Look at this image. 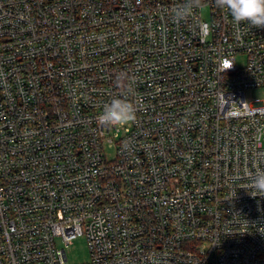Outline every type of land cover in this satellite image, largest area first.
<instances>
[{
    "label": "built area",
    "instance_id": "built-area-1",
    "mask_svg": "<svg viewBox=\"0 0 264 264\" xmlns=\"http://www.w3.org/2000/svg\"><path fill=\"white\" fill-rule=\"evenodd\" d=\"M183 2L0 0V264H264V29Z\"/></svg>",
    "mask_w": 264,
    "mask_h": 264
},
{
    "label": "clouds",
    "instance_id": "clouds-1",
    "mask_svg": "<svg viewBox=\"0 0 264 264\" xmlns=\"http://www.w3.org/2000/svg\"><path fill=\"white\" fill-rule=\"evenodd\" d=\"M202 3L203 0H184L180 7L174 9L173 19L176 22L187 19ZM214 3L216 7L227 10L235 23L245 22L254 28L264 29V0H214ZM198 27L201 33L207 34L206 23ZM135 119L134 104L118 98L106 105L100 115V120L109 127H123L133 123ZM250 186L256 193L264 195V169L251 175Z\"/></svg>",
    "mask_w": 264,
    "mask_h": 264
},
{
    "label": "rangeland",
    "instance_id": "rangeland-1",
    "mask_svg": "<svg viewBox=\"0 0 264 264\" xmlns=\"http://www.w3.org/2000/svg\"><path fill=\"white\" fill-rule=\"evenodd\" d=\"M208 10L204 9V19H209ZM247 60L245 54H239L237 61L240 65H244ZM246 96L248 100L255 98H264V86H260L253 89L246 90ZM113 153V151H111ZM65 244L61 242V246ZM66 253L68 258V264H80L88 262L91 259L88 241L85 235H80L75 238L67 247Z\"/></svg>",
    "mask_w": 264,
    "mask_h": 264
}]
</instances>
